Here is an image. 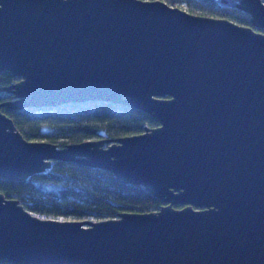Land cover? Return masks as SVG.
Listing matches in <instances>:
<instances>
[{
	"label": "water",
	"instance_id": "water-1",
	"mask_svg": "<svg viewBox=\"0 0 264 264\" xmlns=\"http://www.w3.org/2000/svg\"><path fill=\"white\" fill-rule=\"evenodd\" d=\"M215 1L251 25L165 0H0V69L18 75L0 105L99 99L157 119L56 144L24 137L0 109V177L67 159L161 200L67 218L0 191V261L264 264V0Z\"/></svg>",
	"mask_w": 264,
	"mask_h": 264
},
{
	"label": "trees",
	"instance_id": "trees-1",
	"mask_svg": "<svg viewBox=\"0 0 264 264\" xmlns=\"http://www.w3.org/2000/svg\"><path fill=\"white\" fill-rule=\"evenodd\" d=\"M165 1L192 12L226 16L251 25L245 10L215 0ZM17 76L0 69V84ZM10 96L11 92L0 89V100ZM0 109L12 118L24 137L47 139L56 144L137 132L144 124L157 123L155 116L133 105L99 99L19 108L1 104ZM0 191L5 196L16 197L34 214L67 218L113 216L121 210L153 209L161 202L141 184L123 181L109 169L59 158L43 170L21 178L0 177ZM0 264L19 263L0 261Z\"/></svg>",
	"mask_w": 264,
	"mask_h": 264
}]
</instances>
